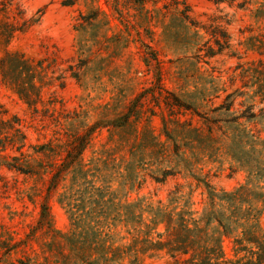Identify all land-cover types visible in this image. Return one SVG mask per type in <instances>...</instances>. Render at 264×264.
I'll return each mask as SVG.
<instances>
[{"label": "rangeland", "instance_id": "rangeland-1", "mask_svg": "<svg viewBox=\"0 0 264 264\" xmlns=\"http://www.w3.org/2000/svg\"><path fill=\"white\" fill-rule=\"evenodd\" d=\"M173 1L122 19L110 0H0V60H26L6 62L10 82L0 69V119L25 135L0 147V264H103V247L113 264H180L158 208L200 218L203 181L264 191V0Z\"/></svg>", "mask_w": 264, "mask_h": 264}, {"label": "trees", "instance_id": "trees-1", "mask_svg": "<svg viewBox=\"0 0 264 264\" xmlns=\"http://www.w3.org/2000/svg\"><path fill=\"white\" fill-rule=\"evenodd\" d=\"M109 1V0H108ZM146 0H124V4L121 0H110L113 9L119 13L120 18H124V10L133 9L139 12V15L143 14L145 8L144 3ZM216 3H233L235 0H213ZM173 3L176 6L183 4L186 12L190 10L189 5L185 0H174ZM186 20L191 19L189 14L184 16ZM128 21V19H125ZM196 27L198 23L193 20H189ZM218 29H222L216 26ZM222 33L219 36L214 33L213 37L215 43L219 47V51H222L225 46L229 45L230 34L222 29ZM0 35H2L0 33ZM220 37V38H219ZM225 45V46H224ZM150 47V46H149ZM216 52L208 51L207 56L215 55ZM155 59L157 57L154 54ZM15 60L16 63L23 62V59L18 53H6L0 60L1 74L4 81L10 82L9 77L5 73L6 62ZM160 81V77H157ZM38 86L31 81L29 88L25 85L19 84L18 92L22 97L27 100L30 99V91L37 90ZM38 95L39 93L36 92ZM131 113L128 111L119 118L113 120V124L117 126L125 125ZM18 120V119H17ZM3 121L0 119V124L6 125L8 123L9 128H13L15 135L5 138H0V147L4 151L8 145H16L15 149L19 150L25 145V135L21 132V129L16 127L18 121ZM1 132V130H0ZM18 135L21 136V139ZM13 148V147H12ZM6 160V156L2 157ZM18 157L14 156L13 159ZM1 165V164H0ZM8 169H17L24 171L20 165L6 161L2 164ZM251 180V179H250ZM239 185L232 191H216L215 187L210 183L203 181L207 188V194L210 198L211 207L200 218L192 217L190 210H180L174 212L172 209L165 210L158 208L156 211L155 223L163 222L165 230L160 234L167 236V243L170 244L172 256L180 264H264V234L260 230L259 218L262 212V208L258 206V198L264 196V191H259L256 188H252L249 185V181ZM199 181H201L199 179ZM259 187V186H257ZM48 211L46 207L43 209L41 225L46 221ZM205 221L202 224V221ZM51 221V220H50ZM48 221L47 223H49ZM221 236H228L232 239V250L236 254L243 252L240 257L233 258L226 255ZM110 247H103L99 259L103 260V264H113L116 261L118 253H114L113 257H109L108 251ZM178 254L180 256H178Z\"/></svg>", "mask_w": 264, "mask_h": 264}]
</instances>
